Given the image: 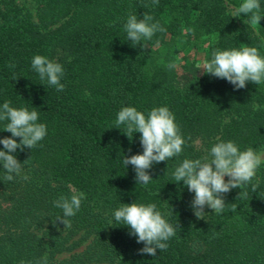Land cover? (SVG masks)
I'll return each mask as SVG.
<instances>
[{
    "label": "trees",
    "instance_id": "obj_1",
    "mask_svg": "<svg viewBox=\"0 0 264 264\" xmlns=\"http://www.w3.org/2000/svg\"><path fill=\"white\" fill-rule=\"evenodd\" d=\"M27 1L29 8L0 0V105L37 111L47 135L13 153L22 172L12 181L0 164V264H37L45 254L48 264H264V163L251 184L223 194V213L205 207L203 219L191 208L194 193L173 177L184 159L208 156L221 141L264 149V83L235 89L201 70L217 49L256 47L264 56V18L255 27L245 14L233 17L228 4L243 0ZM144 13L166 31L134 45L124 24ZM196 53L200 65L181 61ZM36 55L63 66V91L40 79ZM169 62L177 67L169 70ZM128 106L146 117L167 106L185 140L179 155L153 164L147 185L136 184L133 166L123 165L125 156L143 152L141 133L129 140L125 125L115 128ZM7 122L0 121V139L11 137ZM73 189L86 199L65 228L53 202ZM133 202L155 203L176 228L155 257L141 254L143 243L114 220L115 210ZM82 240L81 249L57 256Z\"/></svg>",
    "mask_w": 264,
    "mask_h": 264
},
{
    "label": "clouds",
    "instance_id": "obj_2",
    "mask_svg": "<svg viewBox=\"0 0 264 264\" xmlns=\"http://www.w3.org/2000/svg\"><path fill=\"white\" fill-rule=\"evenodd\" d=\"M159 0H152V6H158ZM148 7V5H144ZM245 14L251 26L259 24L264 18L261 12L260 0H243L232 13L233 17ZM127 39L134 45H139L142 40H150L155 33L165 32L166 29L159 21L153 22V17L144 13L142 19L130 14L124 24ZM191 31V30H189ZM9 67L14 68V64ZM177 67L175 62H169V70ZM32 68L39 74L42 81L46 80L50 86H55L57 91H63L65 85L61 83L64 76L63 66L42 55L32 59ZM203 74H210L216 78L227 80L235 89L246 87L248 82L256 85L264 83V56H261L256 47L244 46L231 50H215L211 60L203 62ZM253 111L260 109V105L253 104ZM0 121H8L4 131L10 132L11 137L0 139L4 150H0V164L6 172L5 179L12 181L15 176H20L22 163L13 155L18 149H33L47 135V126L37 123L38 113L28 108H15L10 106V101L0 105ZM116 127L126 126L124 134L132 139L136 132L141 133L140 142L142 154L125 156L123 165H132L135 170L136 184L147 185L152 179L149 169L153 164L167 161L179 155L185 140L180 134V129L175 123V116L167 106L153 108L147 115L135 107H123L117 114ZM16 138H20L17 142ZM130 151V150H129ZM209 157H211L209 159ZM264 163V154L257 153L252 147L241 151L239 146L229 140L221 141L211 147L208 156L199 159H184L175 168L173 173L176 182H183L189 192L194 193L191 208L198 219H203L205 207L214 210V213H223L226 203L225 193L234 188L241 190L251 184L256 176L257 169ZM225 177H228L227 181ZM27 179L26 176L23 177ZM257 184H252L255 191ZM86 199L83 192L73 189L70 197L60 196L54 201V206L61 209L63 215L58 216L65 228L71 226L69 218L74 217L81 208L82 201ZM236 210L233 205L232 211ZM114 220L123 222L130 229V235L137 238V243H143L139 249L141 254L156 256L157 249L164 251L168 248L167 241L176 235V228L157 210L155 203L122 204L114 211ZM20 264H25L21 261ZM37 264H48L47 255Z\"/></svg>",
    "mask_w": 264,
    "mask_h": 264
},
{
    "label": "rangeland",
    "instance_id": "obj_3",
    "mask_svg": "<svg viewBox=\"0 0 264 264\" xmlns=\"http://www.w3.org/2000/svg\"><path fill=\"white\" fill-rule=\"evenodd\" d=\"M22 2V4H24V6L26 7H31V5L29 4V2L27 0H19ZM228 8L229 10H231L232 12L234 11V9H236V7H234L232 4H228ZM256 27V26H255ZM255 30V29H254ZM256 31V30H255ZM181 61H185L186 63H190V62H193L195 65H200V61H202V53H196L193 55V57H191L190 55H188V57L184 58L183 60ZM257 153H260V154H264V149L263 150H259L257 151ZM228 177H225V180L227 181ZM207 207V206H206ZM86 243V240H82L80 241L77 245H74L73 247H71L69 250L67 251H64L62 253H59L57 256L60 258V257H64V256H67L69 253L75 251V250H79L81 249L84 244Z\"/></svg>",
    "mask_w": 264,
    "mask_h": 264
}]
</instances>
